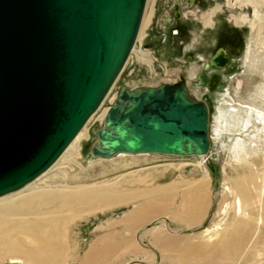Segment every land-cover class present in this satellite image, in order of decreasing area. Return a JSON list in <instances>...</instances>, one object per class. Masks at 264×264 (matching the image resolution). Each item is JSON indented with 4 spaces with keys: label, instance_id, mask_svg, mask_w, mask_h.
Masks as SVG:
<instances>
[{
    "label": "water",
    "instance_id": "obj_1",
    "mask_svg": "<svg viewBox=\"0 0 264 264\" xmlns=\"http://www.w3.org/2000/svg\"><path fill=\"white\" fill-rule=\"evenodd\" d=\"M145 3L0 0V195L47 170L98 107L134 47ZM225 61L221 53L215 63ZM207 118L206 101L182 79L122 83L90 150L204 154Z\"/></svg>",
    "mask_w": 264,
    "mask_h": 264
},
{
    "label": "bare ground",
    "instance_id": "obj_2",
    "mask_svg": "<svg viewBox=\"0 0 264 264\" xmlns=\"http://www.w3.org/2000/svg\"><path fill=\"white\" fill-rule=\"evenodd\" d=\"M177 1L182 4V0ZM188 1L190 4L194 3V0ZM147 2L148 0H146L144 9H146ZM144 15L143 13L139 30ZM241 18L246 20L247 16L243 15ZM230 19L234 21L235 18L231 15ZM139 33L138 31L134 47L124 66L135 52L145 63L150 65L156 62L160 63L164 73L161 74L160 79L152 82L144 78L125 84L130 88L139 87V85L149 87L158 86L162 82L175 83L178 79H182L186 82L190 94L199 99L190 87V78L192 81L196 80L198 73L190 75L183 68H175L171 72L167 70L164 64L155 58L152 51L138 48L136 43ZM221 53L225 55L226 63L218 65L215 60ZM228 61V52L220 49L211 57L210 61L207 60L204 68L207 71L216 68L224 69ZM124 66L102 97L98 107L88 116L82 128L70 140L71 142L57 157L56 161L31 182L0 195V260L8 258L13 264H73L77 261L81 264H116L122 261L121 258L125 256H141L153 262L154 256L150 251H143L137 246L134 234L140 226L154 220L156 216L165 215L166 217H163L166 218L165 221L163 220L165 225H163L166 231L172 234L171 236L160 225L148 231V237H150L154 251L157 252L159 249L161 255L163 254L161 259L165 261L164 264H264V243L260 233L264 224V177L260 173L259 165L250 158L251 155L247 150L248 141L238 137L232 146L235 166L232 169L229 183L223 186L221 192L218 191L217 170L208 156L212 144L211 140H214V137L210 135L209 105H207V119L210 145L204 154L183 155L165 152L133 153L122 151L104 157L107 159L115 156H135L136 154L147 156L161 154L182 158L197 157L200 168L204 170L207 184L197 182V180L186 181L187 183H185V180H182L165 186L158 185L152 188L146 186L140 189L134 188L135 178L131 179L132 177L123 178V180L114 183L99 182L98 184L96 182L97 184H89L85 180V175L89 173L84 172V169V178L76 175H63L50 187H39L33 183L34 180L55 167V163L60 158H65L70 152H72L71 156H74L75 163H79V158L83 155L81 139L88 136V128L84 127L112 90L111 88L122 73ZM198 78L201 80L200 84L205 82L202 74L198 75ZM241 107L244 111V117L241 114L238 115L239 110L236 107V109L228 110V113L232 118L233 115L238 117L237 119L233 118L235 123L243 122L242 130L249 124H253L257 131H260V136L264 140V107L256 104H241ZM106 111L107 109L99 113L100 120L104 118ZM92 155L98 159H104ZM262 158L264 159V155ZM209 177L212 179L210 189L215 190L210 197L214 199V203L221 195L222 200L218 213L224 215L225 218H222V221L215 224L212 229L207 228L196 236L172 237L177 233H182V231L175 230L174 232L171 230L170 222L188 227L203 220V215L206 214L210 203V197H208ZM143 179L140 177L141 181ZM195 182H197V186ZM179 190H182L181 193ZM176 199L181 200L177 203ZM137 200L140 202L135 205L134 202ZM225 203H227L226 206H224ZM121 204H134L135 207L118 219L108 222L106 227L101 224L100 236L89 244L83 257L73 256L76 255L78 247L77 242L73 241L72 236H70L71 225L78 218L82 219L85 213L104 211ZM157 221L158 219L153 224H156ZM150 224L138 231L139 240L146 237L142 232L147 231L146 228H150ZM121 228L127 232V236L124 235L125 232L123 234ZM185 231L192 232L190 230ZM139 242L141 243V241Z\"/></svg>",
    "mask_w": 264,
    "mask_h": 264
},
{
    "label": "rangeland",
    "instance_id": "obj_3",
    "mask_svg": "<svg viewBox=\"0 0 264 264\" xmlns=\"http://www.w3.org/2000/svg\"><path fill=\"white\" fill-rule=\"evenodd\" d=\"M175 2L174 0H148L136 45L139 49L152 51L155 58L161 61L170 72L175 68H183L190 75L203 71L207 60L220 48L228 51L231 70L226 73L222 72L213 87L209 89L201 87L190 78L193 92L199 99L205 100L210 108V135L214 137V140H211L208 156L217 170L218 191L221 192L223 186L229 183L232 169L235 166L232 146L238 137L248 141L247 150L251 155L250 158L259 165L260 173L264 177V159L262 158L264 140L260 136V131H257L253 124H249L242 130L243 122L235 123L233 118L238 117L233 115L232 118L228 113V110L236 107L239 110L238 115L241 114L244 117L241 104H256L264 107V0H195L193 4L184 1L179 5L180 17L172 14ZM231 15L234 16V21L230 19ZM243 15L247 16V21L241 18ZM169 18L171 20L168 21ZM163 73L164 69L160 63L156 62L151 65L145 63L138 53L134 52L111 88L112 90L84 127L88 128V136L81 139L83 155L80 156L79 163H75L74 156H71L72 152H70L65 158H60L62 161L58 160L60 162H56L55 167L45 172L33 183L39 187H50L63 175H76L80 178L86 176L85 180L89 184L114 183L123 178L132 177L131 179L135 178L134 188L140 189L146 186L148 188L158 185L165 186L182 180H185V183L197 180V182L207 184L204 170L200 168L197 157L182 158L161 154L130 156L126 154L125 157L98 159L91 153L90 147L97 139L96 129L100 128L104 122L103 119H99V113L113 104L122 83L144 78L152 82L160 79ZM83 169L89 174L84 176ZM90 171L94 173V177ZM140 177L144 179L141 181ZM209 180L208 197L215 191L210 189L212 179L209 177ZM197 182H195L196 186ZM181 191L179 190V193ZM180 200L176 199V202L179 203ZM221 200L222 197L219 195L217 202L213 203L214 199L210 197L209 208L200 223L187 227L170 222L171 230L182 231L172 237H193L207 228L212 229L215 224L222 221V218H225L224 215L218 213ZM141 201L143 202L144 199ZM139 202L137 200L134 204L137 205ZM134 204H121L112 209L85 213L82 219L78 218L70 229V236L73 241L77 242L78 247L76 255L73 256L82 258L89 244L100 236L102 230L100 225L104 224L106 227L108 222L133 210ZM164 216H156L154 220L140 226L134 234L137 246L143 251H150L154 256L153 262L141 256H125L116 264H164L165 261L161 259L163 254L161 255L159 249L157 252L154 251L150 237H148L149 229L157 225L165 229L164 219L166 218H163ZM157 219L156 224H153ZM148 224L150 228L142 232L146 237L139 240L138 231ZM126 233L123 231V234L127 236ZM166 233L172 235L169 231ZM260 233L264 243V224ZM0 264L13 263L6 258L0 260ZM73 264L81 263L77 261Z\"/></svg>",
    "mask_w": 264,
    "mask_h": 264
},
{
    "label": "flooded vegetation",
    "instance_id": "obj_4",
    "mask_svg": "<svg viewBox=\"0 0 264 264\" xmlns=\"http://www.w3.org/2000/svg\"><path fill=\"white\" fill-rule=\"evenodd\" d=\"M176 2L175 3H177L178 5H180V2H178L177 0H175ZM184 1L186 2V0H182V4L184 3ZM188 1V0H187ZM188 3H190V1L188 2ZM194 3H195V0H194ZM173 14V13H172ZM173 15H175V14H173ZM182 17H183V14H182ZM184 18V17H183ZM220 49H224V48H220ZM219 49V50H220ZM219 50L218 51H216V53H218L219 52ZM225 51H227L226 49H224ZM228 52V51H227ZM215 53V54H216ZM215 54H213V55H215ZM229 54V53H228ZM212 55V56H213ZM211 56V57H212ZM211 57L209 58V61H210V59H211ZM229 61H230V55H229ZM229 61H228V63H227V65H226V68H224V69H213V70H205V69H203V71H201V72H199L198 73V75H200V74H202L203 76H204V78H205V82H203L202 84H200L201 83V80L198 78V75H197V78H196V80H195V83L197 84V85H199V86H201V87H205V88H211V87H213V84L214 83H216V80L218 81V79H219V76H220V74L222 73V72H227V71H229V70H231V67H229ZM231 66V65H230ZM204 68V67H203ZM234 71V67H233V70H232V72ZM187 72V71H186ZM231 72V73H232ZM189 85V84H188ZM190 87H192V85H190ZM193 88V87H192Z\"/></svg>",
    "mask_w": 264,
    "mask_h": 264
}]
</instances>
